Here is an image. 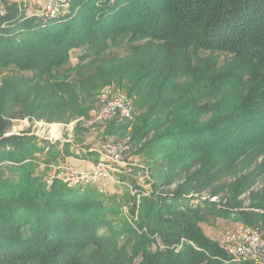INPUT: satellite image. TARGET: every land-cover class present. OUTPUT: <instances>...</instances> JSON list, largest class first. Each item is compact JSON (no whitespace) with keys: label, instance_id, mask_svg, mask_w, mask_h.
I'll return each instance as SVG.
<instances>
[{"label":"trees","instance_id":"16d2710c","mask_svg":"<svg viewBox=\"0 0 264 264\" xmlns=\"http://www.w3.org/2000/svg\"><path fill=\"white\" fill-rule=\"evenodd\" d=\"M0 2V68L33 72L0 85V264H235L202 230L207 217L187 195L202 192L241 160L264 155V0H73L70 13L49 19ZM120 42L127 43V55L105 54ZM75 48L84 49L80 62L98 64L72 80L62 76L72 70ZM113 82L139 112L132 138L141 143L152 134L142 147L159 177L196 167L170 196L134 205L138 227L150 233L122 219L117 234L109 226L116 201L91 187L46 183L34 153L52 154L60 142L7 133L6 117L16 104L28 115L43 118L49 110V119L69 120L85 115L86 101ZM116 123L107 134L126 129ZM248 181L230 191L241 193ZM230 200L209 212L264 223V198L252 209ZM155 233L163 247L150 236Z\"/></svg>","mask_w":264,"mask_h":264},{"label":"rangeland","instance_id":"374dc122","mask_svg":"<svg viewBox=\"0 0 264 264\" xmlns=\"http://www.w3.org/2000/svg\"><path fill=\"white\" fill-rule=\"evenodd\" d=\"M7 1L13 2L12 0ZM0 8H4V4L2 2H0ZM83 50V48H75L70 51V64L72 66V70L70 71L69 75L68 72L67 75L64 74L62 77L67 76L68 79L77 80L82 75L87 74L88 67L92 65V67H94L96 64H98L95 59H86L80 62L79 58ZM128 52L129 47L127 43L120 42L116 46H111L105 52V54H117L119 56H125L128 54ZM210 53L211 52H203L202 55H208ZM225 59V54L221 55V57L219 58L220 63H224ZM32 76L33 72L21 71L13 66H10L8 68H0V85L7 78L15 80L22 77L26 78ZM110 84H114L126 91V89L123 86L117 84V82H113ZM104 86L97 91L96 97L93 100L88 99L86 101L87 104H85L89 105V109L85 115L78 116L77 118H71L69 120H61L59 118H57L58 120L49 119V110L43 112V118H38L37 116L31 114L28 115L24 113L21 104H16L6 117V120L10 123V127L7 133L12 134L27 132L29 134L37 135L40 138H44L49 142L61 143V145L63 146L62 149L60 147H56L54 149V153L51 152L52 154H49L46 152V157L44 156L43 151H36L34 153V158L38 163V152H41V155H43L41 159L44 162L58 163L63 161V159L68 156H75L80 158L79 156L73 154V151L93 152L95 156H93L92 159H95V162H97L101 158V154L98 151L103 143L125 142L126 144H128L131 148L133 157L127 159L125 165L120 168V171L116 172V174L114 175L115 181H109L102 184L101 187H103L104 192H100L97 187L91 186V188H93V190H96V193L101 194V196L116 201L118 212H110V218H113L115 221L112 222L109 226L115 228L117 234H121L120 224H122V219L129 221V223H131L137 231L148 233L149 230L147 226L143 228L138 227L137 222L140 218H138L139 214L136 211V208L134 211H132L134 205H136L138 209L143 197L149 196L153 197L154 200H159V198L161 197L170 196L178 188V186L183 184L189 177V175L195 171L196 167L190 169L182 175H177V177H174L173 179L168 177L169 175H171V173H168V175H165L163 177H159L160 175L153 169L155 162L153 161V159L148 157V154L142 147V144L147 139H149L152 134H150V136H148L147 138L142 139L141 143L138 140L132 138L134 127L138 122L139 112H136V118L132 123L122 122L114 124L116 126H124L126 127V129H123L119 133L115 132L111 135L107 134V130L112 124L90 122L89 112L98 104L99 96ZM36 103L35 107H38L36 106ZM40 109V111L44 110L43 107H41ZM36 111L40 112L37 109ZM50 145L45 146L44 150L48 151L51 148ZM59 156L61 158H58ZM162 163L163 161L161 160L156 162V164L158 165H163ZM67 164L74 166L69 162ZM43 166L44 165L38 164L37 171L45 180L46 168L45 166ZM74 167L76 169H79L76 166ZM197 168H199V166H197ZM223 174L224 175H221V177L214 183L206 185L207 187L203 189L202 192H191L187 195L188 198H190L189 204H194L195 207L199 208L202 207L203 210L200 212L203 215H206L207 220L202 221L200 225L202 230H204L205 234L208 237L221 234L231 220L243 222L239 219L223 217L221 218L215 216L211 212H209L210 208H220L223 206H228L230 205L229 202H231L230 198H233L235 203L232 205H235L242 209H252L255 207V204L257 202L256 200L264 198V155L255 157L251 163L249 161L243 163V160H241L233 170ZM158 178H162V180L167 181L157 183ZM246 179H249V181L245 185L246 187L241 193L235 195L230 191L231 187L234 186L235 183L239 184V182H242ZM68 186L84 190L79 185ZM85 188L90 187L87 186ZM214 189L218 190L220 193H212V190ZM101 231L105 232V228H103ZM150 236L155 237L157 239L156 242L162 245L161 237L159 236V234H150ZM123 240L124 238L120 237L121 243L123 242Z\"/></svg>","mask_w":264,"mask_h":264},{"label":"built area","instance_id":"2783aa9c","mask_svg":"<svg viewBox=\"0 0 264 264\" xmlns=\"http://www.w3.org/2000/svg\"><path fill=\"white\" fill-rule=\"evenodd\" d=\"M19 8L46 19L66 15L71 11L73 0H12ZM133 97L120 87L109 84L104 86L98 104L89 112L90 122L132 123L136 118ZM44 156L46 157V152ZM42 152V153H43ZM101 158L88 169H76L66 161L58 163L44 162L41 152L37 153L39 164L46 168L45 181L48 185L61 180L67 185L97 187L104 192L102 184L115 181L116 172L132 156L131 148L125 142H105L98 151ZM43 166V167H44ZM227 254L229 261L235 264H264V223L249 224L231 220L221 234L209 237Z\"/></svg>","mask_w":264,"mask_h":264},{"label":"crops","instance_id":"0c3cea01","mask_svg":"<svg viewBox=\"0 0 264 264\" xmlns=\"http://www.w3.org/2000/svg\"><path fill=\"white\" fill-rule=\"evenodd\" d=\"M58 158H61V157L59 156ZM63 161H66L67 163L69 162L70 164L76 166L79 169H88L92 167L95 163V159L93 160L92 158H81V157L78 158L75 156L65 157Z\"/></svg>","mask_w":264,"mask_h":264}]
</instances>
